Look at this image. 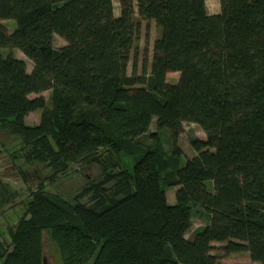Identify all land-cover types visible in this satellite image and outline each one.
Segmentation results:
<instances>
[{
	"label": "trees",
	"instance_id": "trees-1",
	"mask_svg": "<svg viewBox=\"0 0 264 264\" xmlns=\"http://www.w3.org/2000/svg\"><path fill=\"white\" fill-rule=\"evenodd\" d=\"M118 2L115 16L112 0H0V20L15 22L11 33L0 23V50L32 62L28 72L0 51V130L18 141L3 149L11 166L42 165L51 180L79 162L100 167L71 197L38 181L5 241L0 229V264H42L44 238L61 264H217L213 242L264 264V0H220L217 14L205 0ZM135 9L160 29L147 76L127 75ZM153 120L170 131L171 152L141 142L156 136ZM184 122L205 132L185 160L175 145ZM17 196L0 176V208ZM194 215L208 223L186 238Z\"/></svg>",
	"mask_w": 264,
	"mask_h": 264
},
{
	"label": "rangeland",
	"instance_id": "rangeland-1",
	"mask_svg": "<svg viewBox=\"0 0 264 264\" xmlns=\"http://www.w3.org/2000/svg\"><path fill=\"white\" fill-rule=\"evenodd\" d=\"M113 1L114 15L118 16L120 13L118 0ZM205 6L208 14H217L220 12V0H205ZM136 25L135 40L132 49L130 50V60L127 64V75H149L151 72V61L153 55V44L156 38L160 35V29L156 26L154 20H147L141 18L136 9L133 17ZM0 23L5 29L11 33L15 28V22L12 20H0ZM65 45L63 38L58 35L53 36V46L58 49ZM3 55L7 53L13 54L15 57L22 59L27 67V71L32 69V62L27 59L18 49L8 47L0 50ZM179 77L178 72H170L166 75V82L175 83ZM144 85L138 84L136 87H143ZM49 90L41 93H32L29 98L43 96L45 99L49 97ZM40 120V111H33L28 113L24 122L26 125H37ZM150 133H156L155 137L143 136L141 142L144 146H152L154 141L161 144L162 148L166 152L173 150V139L168 129H157L155 126V120H153L150 126ZM195 137L201 140H205V132L196 123L184 122L182 124V132L176 137L175 145L178 147L182 154V159L192 158L196 153L190 145V138ZM18 141L12 137L7 131L0 130V176L4 182L7 183L10 191H17L18 196L0 208V229L3 232L1 239L5 241V235L8 227L13 226L22 211L21 200L28 196L29 190L34 189L38 181L47 180L46 188L49 191L60 193L65 197H71L74 194L82 190L89 181H96L100 177V167L95 162H79L73 164L72 167L64 172L59 173L51 180L48 176L51 175V169L42 167V165L36 164L29 169H24L20 166V170L11 166L5 148H10ZM159 144V145H160ZM145 147V148H146ZM143 149V148H142ZM121 163L128 169L134 162L133 156L122 155L120 157ZM178 187H170L166 191V198L169 204L175 203V191ZM86 201V198H84ZM192 225L187 231L185 237L191 238L194 230L198 229L208 223L204 218L194 215L192 217ZM225 242H213L211 254L215 255L218 259L217 264H260L258 262L251 261L249 254L246 251L231 253L228 256H224L223 247ZM44 251L46 253V264H61L57 252L52 247L47 246L46 239L44 238Z\"/></svg>",
	"mask_w": 264,
	"mask_h": 264
},
{
	"label": "water",
	"instance_id": "water-1",
	"mask_svg": "<svg viewBox=\"0 0 264 264\" xmlns=\"http://www.w3.org/2000/svg\"><path fill=\"white\" fill-rule=\"evenodd\" d=\"M42 264H46V253L44 251V242H43V250H42Z\"/></svg>",
	"mask_w": 264,
	"mask_h": 264
},
{
	"label": "bare ground",
	"instance_id": "bare-ground-1",
	"mask_svg": "<svg viewBox=\"0 0 264 264\" xmlns=\"http://www.w3.org/2000/svg\"><path fill=\"white\" fill-rule=\"evenodd\" d=\"M198 125V124H197ZM195 156V155H194Z\"/></svg>",
	"mask_w": 264,
	"mask_h": 264
}]
</instances>
